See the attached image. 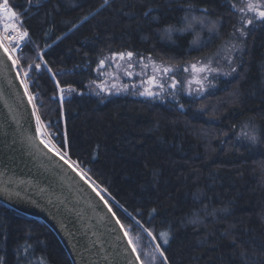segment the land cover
Segmentation results:
<instances>
[{
  "label": "trees",
  "instance_id": "trees-1",
  "mask_svg": "<svg viewBox=\"0 0 264 264\" xmlns=\"http://www.w3.org/2000/svg\"><path fill=\"white\" fill-rule=\"evenodd\" d=\"M102 3L10 0L30 34L21 67L43 55L61 85L77 89L65 91L61 107L51 74L33 67L29 90L44 125L105 189L123 223L139 229L136 219L152 217L154 234L170 232L169 264H264V21L249 25L241 41L233 36L240 24L232 0ZM189 5L213 24L197 46L192 30L164 33L184 27ZM128 51L171 64L231 53L232 64L200 98L103 95L94 87L100 61ZM245 132L258 142L243 139ZM0 257L3 264H39L41 257L70 264L43 222L1 202Z\"/></svg>",
  "mask_w": 264,
  "mask_h": 264
},
{
  "label": "water",
  "instance_id": "water-1",
  "mask_svg": "<svg viewBox=\"0 0 264 264\" xmlns=\"http://www.w3.org/2000/svg\"><path fill=\"white\" fill-rule=\"evenodd\" d=\"M16 72L0 49V202L43 222L70 264H117L123 233L88 184L40 143Z\"/></svg>",
  "mask_w": 264,
  "mask_h": 264
},
{
  "label": "snow or ice",
  "instance_id": "snow-or-ice-1",
  "mask_svg": "<svg viewBox=\"0 0 264 264\" xmlns=\"http://www.w3.org/2000/svg\"><path fill=\"white\" fill-rule=\"evenodd\" d=\"M29 5H31L32 0H28ZM109 3V0H103L101 4V8L104 7ZM232 7L236 9V5L233 4ZM99 11V9L97 10ZM193 8L192 5H189L188 14L184 16V27L182 29H175L173 27H169L165 29V33L170 37L173 31H187L192 29L195 25L199 24L201 28L206 26V18L205 17H198L192 15ZM202 13L207 14L208 10L202 9ZM241 13L239 17V24L240 26L236 28V31L233 33V36L236 33H239V39L241 41L246 38L247 36V27L249 25H253L254 21L260 20L264 21V0H247L244 7L237 9ZM248 13H253V15H248ZM25 15L24 12L18 11L14 5L10 4V0H2L0 3V20L6 21L4 23H0V31L6 33L3 36H0V49H2L4 56L7 57L9 61H11V65L14 69H17L16 76L20 80L21 86L24 88V94L28 97L29 104L32 105L33 112L32 115L35 117L36 120V131L40 137V143L55 157L63 162L64 165H67L72 172H75L77 176L80 177L84 183L88 184V186L92 189L93 192L99 197V199L103 202L104 207L108 209V212L111 213L115 224L118 226L119 232L123 233V240L126 241V247L122 244H117L116 247L118 262L117 264H146L145 260L143 259L144 253L141 251L140 243L142 237L139 235L133 234L131 228L126 226L125 223L122 222L120 217L117 216L116 212L113 211L112 206L109 204V201L105 199V197L101 194L105 191V189L100 188V186L92 180L91 176L87 172H85L80 163L76 160H73L69 153L65 150L64 144L57 145L56 143L51 142L49 139L45 138L44 131L45 125L43 120L39 114V108L34 103L35 96L30 92L29 85L26 82L29 76V72L35 67L37 71L41 70V65L44 66L45 69L51 74V77L55 83V88L57 90L59 101L61 107L64 103L65 98V91L68 93H74L77 91L75 87L71 84L65 86L61 85L59 79H57V73L53 71L52 67L49 66L48 61L44 59L43 55L40 56V62L30 63L27 65V69L21 67L20 58L16 53L22 50V47L25 43L31 42L30 41V34L29 31L23 28V16ZM147 15V13H145ZM84 19H87L85 17ZM196 43V41H194ZM235 47V44H233ZM231 52V48L227 49ZM39 55V53H38ZM125 56L127 60L131 62L133 60L134 53L132 51L128 52H114L110 58L106 57L105 59H115L119 57L120 60H124ZM143 59L141 58V66L146 68L148 64L143 63ZM150 63L153 70V75L149 77L147 83L160 89L161 91L164 89L165 84L163 82H157V75L156 73L161 74L160 80H163L164 76H167L168 79L171 81L169 87L175 89L177 87V80L175 78L174 73L178 71L177 68L172 66H165V65H156L155 62L152 61V57L146 58ZM224 60L227 61L228 64H232V60L230 57L225 56L223 57ZM218 63L215 60V57L209 58L208 60L201 62L197 61L190 65V69L193 73H200L203 74L201 79H190L187 81L189 85L195 83L198 85L197 92L202 94L204 90V81L208 80L209 75L215 73L219 74V68L213 67V63ZM100 66H104V60L100 61ZM129 67L132 65L129 64ZM184 72H189V67L183 68ZM236 68L231 67V72H235ZM21 73L23 75H21ZM173 74V75H169ZM227 75V73H225ZM126 87V86H125ZM103 91V89H101ZM140 95L144 96H155L157 95L156 92H153L150 88H145L144 91L140 92ZM56 97L54 96V99ZM183 107V105H181ZM243 139H246L249 143L255 144L258 142V137L256 135H249L248 133H242ZM67 140L65 134V142ZM153 214L155 213V209L152 210ZM152 217L149 218V222L147 224L141 223L139 219L135 220V224L139 227V229L146 233L148 237L152 239L154 242L153 251L148 253V261L147 264H169L168 257L166 256V248L164 246L169 244L171 239L170 232L164 231L160 232L158 235L154 234L153 230L150 227V221ZM195 223V221H193ZM116 231V229H109V232ZM115 240H120V236L117 235L114 237ZM31 248V244L25 242L24 251L27 252L28 249ZM130 250V252H129ZM0 264H3V257H0ZM39 264H45L43 258H40Z\"/></svg>",
  "mask_w": 264,
  "mask_h": 264
},
{
  "label": "rangeland",
  "instance_id": "rangeland-1",
  "mask_svg": "<svg viewBox=\"0 0 264 264\" xmlns=\"http://www.w3.org/2000/svg\"><path fill=\"white\" fill-rule=\"evenodd\" d=\"M232 2L233 4L236 5V9L233 8L234 11L238 15V17H240L241 13L237 11V9L244 7L247 0H232ZM0 3H2V0H0ZM191 14L198 16V17H203L200 14L199 15L195 13H191ZM248 15L251 16L253 15V13H248ZM210 20L211 19L206 18V21H205L206 26L203 28H201V26L197 24L192 29H190V31L192 30L194 37H195V40H193L192 42L194 43V41H196V43H194L195 46L200 44V41L203 39L205 35H210L214 33L213 24L211 22L212 20L211 21ZM256 21H260V20H256ZM4 22L6 21L0 20V23H4ZM181 32H184V31H179V33ZM164 33H165V30H164ZM20 55L21 54L18 53L19 58L21 57ZM111 56L112 55H109L107 57L110 58ZM225 56H228L231 58L232 54L231 53L229 54L221 53L220 57L219 55H212L202 60L195 59V60H191L188 62L187 61L179 62V63L176 62L175 64L167 63V62L152 58V61L155 62L156 65L172 66L178 69V71L174 73L175 78L177 80V87L175 89L168 86L170 85L171 81L168 79L167 76H164L163 80L161 81L160 80L161 74L159 73L155 74L157 75V82H163L165 84V87L162 91L147 83V80L149 79V77H151L154 74L152 67H151V63L146 59L147 56L144 57V56L134 55L133 60L131 62L127 60L126 56L124 60H120L119 57H116L115 59H104V66L101 67L99 65L98 71H96L95 73L96 80L94 81V87H96L99 92H101L103 95H106V96L131 95V96H137L139 98H144L147 100L156 99L164 103L168 101L167 99L175 101L178 95H183L190 99L200 98V97L206 96L208 93L213 92L214 88L216 87L217 80L219 78L227 76L230 73V70L227 67L228 63H226L227 61L223 59V57ZM213 57H215V60H217L218 63L214 62L212 66L219 68L220 70L219 74L213 73L209 75L208 80L204 81L203 93L200 94L197 92L198 85L195 83L189 85L187 81L193 78L201 79L203 74L193 73L190 69V65L197 61L204 62L208 60L209 58H213ZM141 58H144L143 63L148 64V67L144 68L141 66V62H140ZM129 64H131L132 66L129 67L128 66ZM184 67H189V72H184L183 71ZM24 69L26 70L27 67H25ZM225 73H227V75ZM169 75H173V74H169ZM29 76H30V72H29ZM29 76L27 78L28 85H29V82H31L29 80ZM145 88H150L153 92H156L157 95L151 96V97L140 95V92L144 91ZM101 89H103V91H101ZM44 135L46 139H49L51 142L56 143V141L54 140V137L52 136L51 132L47 129V127H45ZM101 194L105 198H110L105 194V192H102ZM129 227L131 228L134 236L139 235L142 237L140 247H141V251L144 253L143 259L145 260L147 264V261L149 259L147 254L153 251L154 242L152 241L150 237L147 236L146 233H143L140 229H136L131 225H129Z\"/></svg>",
  "mask_w": 264,
  "mask_h": 264
},
{
  "label": "built area",
  "instance_id": "built-area-1",
  "mask_svg": "<svg viewBox=\"0 0 264 264\" xmlns=\"http://www.w3.org/2000/svg\"><path fill=\"white\" fill-rule=\"evenodd\" d=\"M6 33H4L3 31H0V36H3V35H5ZM18 53H20L21 55H22V52H21V50L20 51H18L17 53H16V55H18ZM20 55V56H21ZM21 75H22V73H21ZM27 82V81H26ZM31 85V82H29V86Z\"/></svg>",
  "mask_w": 264,
  "mask_h": 264
},
{
  "label": "bare ground",
  "instance_id": "bare-ground-1",
  "mask_svg": "<svg viewBox=\"0 0 264 264\" xmlns=\"http://www.w3.org/2000/svg\"><path fill=\"white\" fill-rule=\"evenodd\" d=\"M16 71H17V69H16Z\"/></svg>",
  "mask_w": 264,
  "mask_h": 264
}]
</instances>
